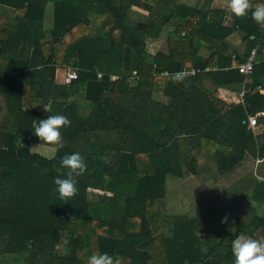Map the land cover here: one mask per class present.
<instances>
[{
  "label": "trees",
  "instance_id": "1",
  "mask_svg": "<svg viewBox=\"0 0 264 264\" xmlns=\"http://www.w3.org/2000/svg\"><path fill=\"white\" fill-rule=\"evenodd\" d=\"M212 2L0 0L16 25L0 40V96L14 102L0 127V259L87 264L90 255L107 252L120 264H233L232 239L264 240V216L204 240L199 219L169 215L159 223L154 210L166 198L169 177L183 179L185 168L196 173L197 152H207L222 173L246 152L264 158V131L258 137L248 131L249 117L264 111L257 90L264 85V27ZM48 3L53 22L45 32ZM166 32L167 52L150 54L147 41ZM234 34L243 51L230 42ZM254 48L258 61L245 77L237 67ZM202 49L211 54L203 58ZM65 67L79 74L69 85L55 82ZM185 68L214 69L174 81L171 74ZM88 81L101 82L98 101L85 99ZM244 85L250 91L244 104L218 108V89ZM25 95L37 110H24ZM54 114L71 122L61 129L62 142H40L32 119ZM32 144L55 153L43 155ZM74 152L88 167L75 177L77 193L60 199L53 180L67 174L60 158ZM57 242L59 254L67 249L62 256Z\"/></svg>",
  "mask_w": 264,
  "mask_h": 264
},
{
  "label": "crops",
  "instance_id": "2",
  "mask_svg": "<svg viewBox=\"0 0 264 264\" xmlns=\"http://www.w3.org/2000/svg\"><path fill=\"white\" fill-rule=\"evenodd\" d=\"M197 1L198 0H182V2L184 4H187L189 6H195ZM212 8L213 9L227 10V12L231 13L228 6H227V0H213ZM14 17H15V13L11 8L5 7L3 5L0 6V40L7 39L15 30L14 27L16 25L14 24V19H15ZM44 28H45V19H44ZM50 28H51V26H50ZM50 28L48 30H50ZM45 32H48V31H46V28H45ZM166 37H167V32L163 35V37L161 39H155V40L150 39V40H148L147 41V51L150 54H156L157 52H160V47L162 46V44H164V47L166 46ZM229 40L233 45L238 47L239 50H242V51L244 50V45L241 43V39H240L239 34H234L233 36H231L229 38ZM148 44H150V46H152V47L148 48ZM164 52L166 53L167 49L164 48ZM263 52H264V48H263ZM210 54H211L210 51H208L206 49H202L200 52V55L203 58L208 57ZM63 77H64L63 69L58 68L56 71L55 82L58 84H62L60 82H63ZM242 88H243V86H242ZM240 90L241 89H239L238 91H233V90L226 89V88L218 89V96H217L218 102H219L217 104L218 108L221 109L223 104L227 105V106H235L238 104H244V103L239 102V99L237 96V94ZM257 90L259 91V93L262 96H264V85L258 87ZM11 91H14V90L11 89ZM249 93H250V91H248L247 94H249ZM12 94H14V93L12 92ZM10 97L13 98L12 96H10ZM11 98H9L7 96H2V95L0 96V127H3V125L7 126L5 124H8L7 123V121L9 120L8 103L9 102L14 103V102L8 100ZM153 98L156 101H158L157 100L158 98H163L162 101H160V102H162V103L168 102V98H166L162 95H156L155 94L153 96ZM29 99H30L29 96H26V95L24 96V100H23L24 110L29 111V112L37 110L38 104L32 108H29V103H30ZM15 101H16V103H15L16 105L22 106V104L17 103V100H15ZM224 112L225 111L222 110V113H224ZM256 115H259L258 126L254 129L248 127V131H251L256 137H258L264 131V111L260 112ZM250 117H252V116H250ZM261 118H263V120H260ZM3 121H4V124L2 125ZM246 142L248 145L251 144V140L249 137H248V140ZM196 156H197L196 157L197 158L196 174H197V176L201 177V179L204 181V185L209 183V182H212L213 187H215V188H220V189L226 188L225 193H227L229 200L234 199L233 202H231L227 206L222 207V209H221V211L224 213V215L227 216L228 214H230V216H233V217H230L229 219L233 220V222L235 224V229L234 230L231 229L229 231H232V232L235 231L238 228L239 223H245V224L249 225L252 222V223L256 224V222H255L256 216H260V217L264 216V184L259 183L258 181H249L248 177H249V175L252 174L251 170H252L253 165L254 166L256 165L257 167L264 165V158L263 159H260L258 157L256 158V157H254V155L251 152H246L243 160H241L233 170L226 172V173L221 172V174H219V176L212 178V177H209L210 172H211V166L213 168L215 166H217L216 161L213 160L212 158H210V156L208 155L207 152H205L201 155L197 152ZM209 169H210V171H209ZM214 172L215 171H212L213 174H217ZM261 172H262L263 177H264V166L262 167ZM263 177L261 179L264 182ZM217 182H218V184H217ZM219 183H221V185H219ZM223 183H227V185H224ZM246 183H249V184H246ZM215 184L217 185V187ZM258 184H261L259 192L257 191ZM242 186H243V188H242ZM221 192H224V191H221ZM198 211H199V209H198ZM199 212H201V211H199ZM203 219L205 221V217H203ZM211 221L212 220H210V221L207 220L205 222L209 223Z\"/></svg>",
  "mask_w": 264,
  "mask_h": 264
},
{
  "label": "rangeland",
  "instance_id": "3",
  "mask_svg": "<svg viewBox=\"0 0 264 264\" xmlns=\"http://www.w3.org/2000/svg\"><path fill=\"white\" fill-rule=\"evenodd\" d=\"M133 17L136 16L133 15ZM52 21H53V4L48 3L46 8V15H45L46 31H49L48 29L50 28V26H52L51 25ZM150 47L152 46L148 44V48ZM164 48H165L164 44H162V46L160 47V51H164ZM62 69H63V75L65 76L67 67ZM60 83L63 84V82ZM162 99L163 98H158L157 100L160 102L162 101ZM31 148L33 151L41 152L43 155L46 156H52L55 153V147L32 144ZM181 150H186V149L182 147ZM263 166L264 165L257 167L256 165L255 166L253 165L251 170L252 174L249 175L248 180L258 181L259 183L264 184L263 180L261 179L263 177V174L261 172ZM196 171H197V167H196ZM212 171H215L214 173L217 174H213ZM184 174L185 175L183 179H178L175 177L168 178L166 185L167 188L166 198L162 202L160 203L158 202V204L155 206L154 209L155 211L158 212V215L160 217L159 223L161 222L162 216L165 217L169 215L170 216L183 215L187 218H197L203 224L201 231H199V236L204 240H206V238L208 237L212 238L218 235L224 229L234 230L235 224L232 219H229L230 217L233 216H230V214L226 216L221 211L222 207L227 206L234 201V199L229 200L227 193H225L226 188L225 189L215 188L213 187L212 182H209L204 185V181L201 179V177L197 176L196 173L195 174L189 173V171L186 168ZM219 174H221V171L219 170L218 166H215L214 168L211 166V172L209 177L214 178L216 176H219ZM223 184L227 185V183H223ZM219 185H221V183H219ZM220 190L224 192H221ZM198 209L201 212H199ZM150 212L152 213V211ZM203 217H205V221L207 220L209 221L212 220V221L206 223ZM159 230L162 231L163 227H160ZM62 240L64 244L67 243L66 234L62 235ZM56 246H57V253L59 254L60 252L58 251V247L60 246L58 245V242ZM66 252L67 249L65 248V250H62V254L59 255L62 256ZM0 264H24V261L20 259L19 260L16 259L14 261V257H7L0 259Z\"/></svg>",
  "mask_w": 264,
  "mask_h": 264
},
{
  "label": "clouds",
  "instance_id": "4",
  "mask_svg": "<svg viewBox=\"0 0 264 264\" xmlns=\"http://www.w3.org/2000/svg\"><path fill=\"white\" fill-rule=\"evenodd\" d=\"M227 6L236 18L249 16L257 24H264V0H259L254 7L250 0H227ZM174 81L184 78L183 71L171 74ZM70 120L63 114L47 115L44 119H32V133L41 142L60 144L61 129L70 125ZM60 166L67 169L64 177L57 176L53 180L54 190L60 199H70L78 191L75 177L82 175L88 165L79 152L66 154L60 158ZM233 264H264V240L250 236L238 235L231 240ZM87 264H120L119 259L107 252L92 254Z\"/></svg>",
  "mask_w": 264,
  "mask_h": 264
},
{
  "label": "built area",
  "instance_id": "5",
  "mask_svg": "<svg viewBox=\"0 0 264 264\" xmlns=\"http://www.w3.org/2000/svg\"><path fill=\"white\" fill-rule=\"evenodd\" d=\"M229 20H230V16L226 18L225 25H228ZM262 27H264V24H262ZM257 61H258V48H254L249 52L245 61L238 65L237 70L239 71L241 75L245 77L249 76L254 72ZM212 69L214 68H205L204 70L185 68L181 71L185 73L184 77H193L199 73L211 71ZM165 75L167 76L168 74L166 73ZM99 77H101V75H99ZM78 78H79L78 71L76 69L68 67L66 69L63 84L69 85L75 80H77ZM115 79L116 77H113V80ZM248 91L249 90L244 86L242 90L237 94L240 103H243L244 98L246 94L248 93ZM258 118H259V115L249 117V127L250 128L254 129L258 126Z\"/></svg>",
  "mask_w": 264,
  "mask_h": 264
},
{
  "label": "water",
  "instance_id": "6",
  "mask_svg": "<svg viewBox=\"0 0 264 264\" xmlns=\"http://www.w3.org/2000/svg\"><path fill=\"white\" fill-rule=\"evenodd\" d=\"M85 99L87 101H98L101 95V82L88 81L85 86Z\"/></svg>",
  "mask_w": 264,
  "mask_h": 264
}]
</instances>
